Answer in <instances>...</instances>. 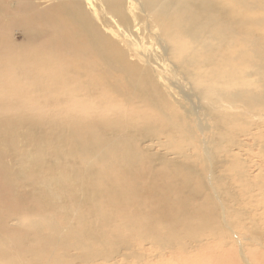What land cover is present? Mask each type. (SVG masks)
<instances>
[{
	"label": "bare ground",
	"instance_id": "1",
	"mask_svg": "<svg viewBox=\"0 0 264 264\" xmlns=\"http://www.w3.org/2000/svg\"><path fill=\"white\" fill-rule=\"evenodd\" d=\"M125 1L104 0L103 11L132 34L128 45L79 0L54 14L35 0H0V264H142L220 235L222 210L202 178L186 159L169 160L176 139L166 131H184L195 150L200 142L191 108H174L156 71L168 60L189 78L204 100L195 120L218 133L204 155L219 163L230 149L222 129L240 135L249 118L264 117V0H140L145 29L170 59L133 49ZM12 8L24 22H7ZM10 153L21 160L9 168ZM213 194L224 211L237 202L225 185ZM222 220L231 232L232 215Z\"/></svg>",
	"mask_w": 264,
	"mask_h": 264
},
{
	"label": "rangeland",
	"instance_id": "2",
	"mask_svg": "<svg viewBox=\"0 0 264 264\" xmlns=\"http://www.w3.org/2000/svg\"><path fill=\"white\" fill-rule=\"evenodd\" d=\"M79 1L83 6V10L89 14L93 22H97L100 25L102 22H109L107 27L102 25V29L115 39L125 41V45H128L127 43L131 40L132 34L123 30L116 24L117 20L115 18L103 11L105 10L104 0ZM35 2L38 3L39 12H52L51 14H54V9L56 7L58 10L59 6L64 4V0H35ZM125 8L127 17L134 25V34L138 36V42L140 43L137 47L133 46V49L138 53L140 52L141 55L147 58H149L150 54L158 57V59L159 57L169 58L170 52L168 48H165V44L163 43V46H160L156 43V30L145 29V24L146 22H149L150 19H148L149 17L145 15L141 1L126 0ZM145 16L147 17L145 18ZM18 17L20 18L19 22L25 21V14L23 12L15 10L14 8H12L11 12L7 11V22L11 19L15 20ZM19 33L20 32H18L17 29L11 33L10 38H15L16 44L21 43ZM150 36L153 37L148 40V37ZM166 61L168 71L166 68L164 71L157 69L159 72L155 70L156 74L160 78L163 88L170 94L169 98L171 102H173L174 108L177 111L180 113L182 112L185 116L187 114L184 110L190 111L191 108V114H188L185 117H187V120L193 126L197 142H200L198 144V149L200 151L197 149L195 150L191 146V143L186 142L187 135L184 134V131L180 132L177 130L179 132L177 134L174 133L176 130L166 131V136L176 139V141H167L168 151H170L169 160L172 162L177 161L178 165L184 163L185 159L187 160L189 168L193 170L198 178H202V182L212 196V200L217 207V211L222 210L223 215L217 213L221 219L219 218L213 227L220 233L218 237H210L205 240V242L196 243L195 245L192 244V247H189L185 254H176L173 257L166 255V251V256L163 255L160 258L155 257L152 260L150 256H156L157 253L153 251L147 252V250L144 249L143 251H140V253L148 255L150 260L149 263L143 261L142 264H264V117L257 116L256 119L255 117L249 118V120L245 122L246 125L244 128H246L240 129V135H238L237 129L223 128L222 130L225 131V138H227L225 145L230 149L223 154L221 159L219 157L220 164L209 162V154L207 155L208 158L204 155L207 151L206 144L208 140L217 136L218 133L210 129H207V132L205 133L206 130H202L200 126L201 121H196V115L192 114V109L198 107V103H200V108H202L204 100L200 101L195 97L196 95L192 92V87L189 84V78L174 69L172 62L168 60ZM159 63L160 66L164 67L162 62L159 61ZM0 92L3 91L0 90ZM23 103L24 99H20L14 105H21L22 107ZM68 105L72 106L70 103ZM77 105L81 104L78 103ZM110 114L111 112L107 111L106 115ZM59 118H63V115H59ZM68 121H74V117H71ZM94 121L98 120L94 119ZM257 121L261 125L257 124V126L255 124ZM199 130L200 132H198ZM242 133L244 135H248H243V137H241ZM169 144H173V147ZM145 149L147 148L145 147ZM196 151L200 154V156L202 154L204 163H199V156ZM155 154L159 155L158 152ZM20 160V154L10 153L9 159H7V166L10 168ZM224 166L229 167L227 168ZM46 173L47 172L44 174ZM50 178H63V176L52 175ZM221 178H223L224 181ZM222 185H225L228 191L232 194L233 198H237V202L232 203L233 208L231 210L226 209L224 211L219 199L214 197V191L216 195L219 194L218 197L221 196L220 191L222 190ZM233 209H237V211L234 212ZM230 215H232L233 226V230L231 232L227 229L226 223L222 220V217ZM228 221H230V218ZM135 250H137V247H134V251Z\"/></svg>",
	"mask_w": 264,
	"mask_h": 264
}]
</instances>
